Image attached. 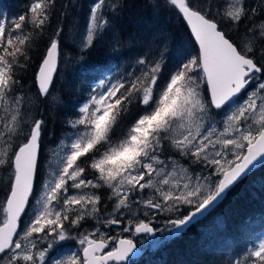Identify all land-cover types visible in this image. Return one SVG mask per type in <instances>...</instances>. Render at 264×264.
I'll use <instances>...</instances> for the list:
<instances>
[{"label": "snow or ice", "instance_id": "6c2138e0", "mask_svg": "<svg viewBox=\"0 0 264 264\" xmlns=\"http://www.w3.org/2000/svg\"><path fill=\"white\" fill-rule=\"evenodd\" d=\"M55 5L30 0L14 18L0 11V166L9 172L0 199V264H123L137 245L101 232L100 224L111 231L127 219L122 232L154 236L151 221L136 216L142 206L153 216L173 213L160 231L166 240L178 238L232 186L264 167V0L153 5L185 21L190 39L174 60L149 48L135 61L137 72L101 79L65 120L70 131L49 150L38 189L46 122L26 114L31 101L17 73ZM124 8V0H94L81 46L91 48L106 33L119 44ZM63 31L58 26L50 37L35 74L37 99L49 95ZM133 106L142 111L114 140ZM99 189L114 201L102 221ZM89 218L97 223L81 231ZM229 264H264V236Z\"/></svg>", "mask_w": 264, "mask_h": 264}, {"label": "trees", "instance_id": "16d2710c", "mask_svg": "<svg viewBox=\"0 0 264 264\" xmlns=\"http://www.w3.org/2000/svg\"><path fill=\"white\" fill-rule=\"evenodd\" d=\"M29 2L0 0V11L14 18L25 11ZM158 2L162 0H124L125 8L116 29V34L122 37L119 44L112 33H106L104 39L96 41L91 48L77 51L70 46L66 49L69 54L59 57V67L49 95L46 99L39 98L41 108L37 118L46 122L39 161L40 174L45 147L57 144L70 131L65 120L74 117V106L87 99L103 74L111 72L113 68L117 76L137 72L135 61L144 56L149 48L157 57L165 52L166 60H174L177 49L190 39L185 21L175 12L154 8L153 5ZM93 3L94 0H56L50 25L42 36L36 38L28 52L29 62L18 70L17 78L23 85L22 92L38 87L35 74L56 28L62 26L64 29L60 38L61 54V47L64 46L62 51H65L67 25L76 15L84 19ZM65 12L70 15L65 17ZM168 67H171V63ZM53 95L58 96L55 104L51 100ZM138 108H131L129 116L122 121L121 126L124 127L119 129L125 130V126L137 115ZM122 131L116 133L113 139H117ZM40 179L39 175V184ZM0 194L2 196L3 191ZM263 235L264 167H259L235 184L207 217L191 225L178 238L167 240L157 249L147 251L131 264H229L239 250Z\"/></svg>", "mask_w": 264, "mask_h": 264}, {"label": "rangeland", "instance_id": "374dc122", "mask_svg": "<svg viewBox=\"0 0 264 264\" xmlns=\"http://www.w3.org/2000/svg\"><path fill=\"white\" fill-rule=\"evenodd\" d=\"M89 14H90V11L86 14L84 19H82V17L80 15H76V17H74L69 22V24L67 25L66 33H65V36H64V41L66 43L65 44V51H62V48L64 46L61 47L60 56L62 58H63V55L67 56L69 54V52L66 49H68L70 46H73V48H75V50H77V51L84 50V48L81 46V36L85 32L86 25H87V22H88V19H89ZM73 22H75L74 27H73ZM73 61L74 60H72V62ZM64 64L68 65L65 61H64ZM115 77H119V76H117L115 74V70L113 68L111 72L103 74L101 79H113ZM97 84H96L94 90L97 89ZM37 89H38V87L36 89L29 90V91H27L25 93L23 92L24 94H26L27 99L29 101H31V103L26 105L25 112H26V114H31L32 116H34V118L38 117L39 111H40V108H41V106L39 105V99H37ZM51 100H52L53 104L57 103L58 96L57 95H53L51 97ZM140 111H142V109L139 107L137 112H136V114L139 113ZM217 119H219V117H217ZM131 122H130V124H131ZM130 124L125 126V129L128 126H130ZM121 127L123 128L124 126H121ZM122 128L119 129L117 133L122 131ZM64 136H62V138ZM119 137L120 136H118V138ZM114 140H116V139L114 138ZM55 146H56V144L52 145V146L49 145V146L45 147L44 157L41 160V168H42V170H41V174H40V177H41L40 183L43 182V179H44V177L46 175L49 150L54 148ZM175 158L176 159H180V163L181 164H185V161L183 159H181L179 157H175ZM185 166H187V165L185 164ZM8 176H9V172L5 169L4 166H0V189H3L4 186L7 184ZM89 178H91V174H90ZM96 191H97V194L101 195V198H102V200H101V213H100V219L102 221L104 219L110 218L109 214L112 213V206L114 204V201L108 199V196L110 195V192L107 189H99V190H96ZM1 192H2V190H0V193ZM3 195L1 196V194H0V196H1L0 199L3 198ZM144 195H145V198H148V197H150L152 195V193H151L150 190H148ZM34 202L35 201H33V203ZM184 214H187V213L184 212ZM136 216L140 220L152 221L153 224H155V227L157 229L156 237H150V236L141 237V242L139 244H140V246L143 247V249H146L147 251H152L154 249H157L164 242L167 241L166 239H164V236L166 235V233L164 231H160V230L165 228L167 220L175 218V215L173 213L157 211L155 213V216H153L151 211H149L147 209H144L141 206V208L136 211ZM27 219H28V217L26 216L25 220H27ZM89 219H90V223H85L84 227H83V229H81V231H92V228L90 227V224L91 225H95L97 223V221L95 219H92V218H89ZM123 226H127V219L124 220V225H122V226H111V231H108V229H106L103 226V224L99 225L101 232H107L108 235L115 236V237L127 236V237H130V238L138 239L134 232H129V233L122 232V227ZM156 239H159L160 242L158 244H156L155 246H153L152 241L156 240ZM73 250H75V249H73ZM124 264H129V263L127 262V263H124Z\"/></svg>", "mask_w": 264, "mask_h": 264}, {"label": "water", "instance_id": "95a60500", "mask_svg": "<svg viewBox=\"0 0 264 264\" xmlns=\"http://www.w3.org/2000/svg\"><path fill=\"white\" fill-rule=\"evenodd\" d=\"M58 67H59V62H58L57 69H58ZM57 69H56V71H55V73H54V75H53V80H54L55 74H56V72H57ZM258 168H259V167H258ZM254 171H255V170H254ZM232 187H233V186H232ZM232 187H231V188H232ZM231 188H230V189H231ZM228 191H229V190H228ZM228 191H227V192H228ZM226 194H227V193H226ZM225 196H226V195H225ZM225 196H224V197L218 202V204L215 206V208H216V207H217V206L223 201V199L225 198ZM215 208H214V209H215ZM214 209H212V210H214ZM212 210H210L209 213H208L205 217H207V216L211 213ZM205 217L199 218L198 221L202 220V219L205 218ZM198 221H194L191 225H193L194 223H196V222H198ZM151 225H152L153 228H155V226H154V224H153L152 221H151ZM191 225H190V226H191ZM190 226H189V227H190ZM189 227H188V228H189ZM188 228H187V229H188ZM156 233H157V232H156ZM156 233H155L154 236H151V237H155V236H156ZM135 235L138 237V236H142V235H145V234H135ZM128 238H130V237H128ZM131 239H133V238H131ZM133 241H134V243L137 245V249H136L135 253H134L131 257H133V258L136 259V258L141 257V256L145 253V249H143L142 247H140V246L137 244V242H136L135 239H133Z\"/></svg>", "mask_w": 264, "mask_h": 264}, {"label": "flooded vegetation", "instance_id": "af4514ba", "mask_svg": "<svg viewBox=\"0 0 264 264\" xmlns=\"http://www.w3.org/2000/svg\"><path fill=\"white\" fill-rule=\"evenodd\" d=\"M40 181H41V179H40ZM38 185H39V183H38V181H37V188L39 189V186H38ZM33 201H34V199H33ZM33 201H32V202H33ZM140 240H141V239H138V243H139V241H140ZM109 250H110V249H109ZM133 260H134V259H132V258H129V260H128V261H125V262H123V264H124V263H127V262H128L129 264H131V263L133 262Z\"/></svg>", "mask_w": 264, "mask_h": 264}, {"label": "bare ground", "instance_id": "6f19581e", "mask_svg": "<svg viewBox=\"0 0 264 264\" xmlns=\"http://www.w3.org/2000/svg\"><path fill=\"white\" fill-rule=\"evenodd\" d=\"M146 250V249H145ZM146 252H147V250H146ZM135 260V259H134Z\"/></svg>", "mask_w": 264, "mask_h": 264}]
</instances>
